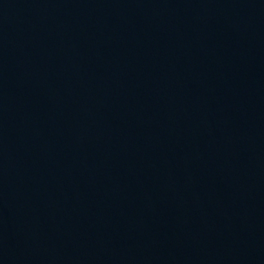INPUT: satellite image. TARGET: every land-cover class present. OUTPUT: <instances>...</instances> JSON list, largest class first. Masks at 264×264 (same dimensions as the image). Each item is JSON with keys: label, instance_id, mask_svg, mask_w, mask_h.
<instances>
[{"label": "water", "instance_id": "obj_1", "mask_svg": "<svg viewBox=\"0 0 264 264\" xmlns=\"http://www.w3.org/2000/svg\"><path fill=\"white\" fill-rule=\"evenodd\" d=\"M0 264H264V0H0Z\"/></svg>", "mask_w": 264, "mask_h": 264}]
</instances>
